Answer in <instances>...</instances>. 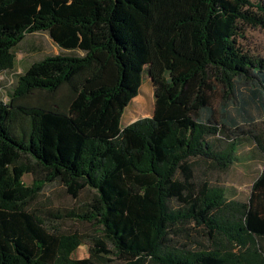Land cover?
Listing matches in <instances>:
<instances>
[{
  "label": "trees",
  "instance_id": "obj_1",
  "mask_svg": "<svg viewBox=\"0 0 264 264\" xmlns=\"http://www.w3.org/2000/svg\"><path fill=\"white\" fill-rule=\"evenodd\" d=\"M246 29L264 31V0H0V73L27 35L61 50L0 100V264H264V132L249 131L263 166L246 201L195 174L235 162L237 143L216 141L243 88L264 111ZM144 73L152 114L121 127ZM55 183L87 200L33 206Z\"/></svg>",
  "mask_w": 264,
  "mask_h": 264
},
{
  "label": "rangeland",
  "instance_id": "obj_2",
  "mask_svg": "<svg viewBox=\"0 0 264 264\" xmlns=\"http://www.w3.org/2000/svg\"><path fill=\"white\" fill-rule=\"evenodd\" d=\"M245 50L251 54L264 58V31L261 29H246L244 39L241 40ZM39 47L37 49L36 47ZM60 50L48 38L46 33H35L27 35L14 49L16 64L11 72L0 73V100L7 102L8 90L15 83L17 75L33 62L39 61L45 56L57 55ZM240 96L247 102L244 105L242 115H238L233 108H229V115L237 122L236 126L227 124L226 127H221L223 132L221 142L216 141L221 147L229 141L237 143L238 147L235 155V162L225 172L204 169L200 165L195 174L197 178L201 177V173L205 174V178L213 186L222 188L225 195L230 200L246 201L253 181L259 175L263 166L262 155L257 150L250 138L249 131L255 133L264 132V111L257 107L256 103L250 101V94L247 89H242ZM240 100V97H239ZM219 97L217 96L213 105L218 117ZM153 88L148 76L144 73L142 84L137 98L130 104L127 110L122 115L120 126L129 125L127 118H133L134 121L140 118L150 117L153 110ZM248 116V117H247ZM244 117L246 120H244ZM222 120L219 117L217 121ZM126 123V124H125ZM221 137V136H220ZM219 137V139H220ZM217 138V137H216ZM25 185L29 186L32 183V177L25 175L23 177ZM87 200L86 194L79 197L77 201H73L67 196L59 184H49L45 186L42 193L34 201L33 206L48 210L53 208H73ZM65 230L81 231L82 227L79 224L66 223ZM198 243L202 244L201 238L197 239ZM87 255V247L81 245L73 254L74 258L80 259Z\"/></svg>",
  "mask_w": 264,
  "mask_h": 264
},
{
  "label": "crops",
  "instance_id": "obj_3",
  "mask_svg": "<svg viewBox=\"0 0 264 264\" xmlns=\"http://www.w3.org/2000/svg\"><path fill=\"white\" fill-rule=\"evenodd\" d=\"M55 45V44H54ZM56 46V45H55ZM57 47V46H56ZM37 49H39V47L37 46L36 47ZM61 51V50H60ZM141 88V87H140ZM138 96V95H137ZM137 96L131 101V103L137 98ZM130 103V104H131ZM130 104L127 106V108L130 106ZM127 108L125 109V111L127 110ZM124 111V112H125ZM124 112H123V114H124ZM122 118V117H121ZM128 120H126L128 123H132V122H134V120H133V118H127ZM126 124V123H125ZM124 126H127V125H124Z\"/></svg>",
  "mask_w": 264,
  "mask_h": 264
}]
</instances>
